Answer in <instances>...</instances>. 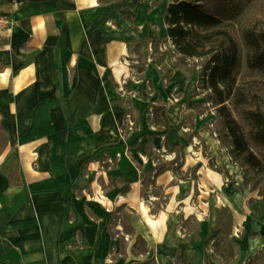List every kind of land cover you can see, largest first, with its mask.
<instances>
[{
    "label": "crops",
    "instance_id": "1",
    "mask_svg": "<svg viewBox=\"0 0 264 264\" xmlns=\"http://www.w3.org/2000/svg\"><path fill=\"white\" fill-rule=\"evenodd\" d=\"M171 2L0 0V264L264 259L259 199L181 119Z\"/></svg>",
    "mask_w": 264,
    "mask_h": 264
},
{
    "label": "trees",
    "instance_id": "2",
    "mask_svg": "<svg viewBox=\"0 0 264 264\" xmlns=\"http://www.w3.org/2000/svg\"><path fill=\"white\" fill-rule=\"evenodd\" d=\"M210 2L175 0L169 3L164 14L166 31L183 57L205 59L201 75L211 91L208 101L216 106L223 118L232 161L241 169L240 187L250 192L258 190L261 206L254 207L253 212L261 216L264 214V112L258 106H244L248 99L236 85L235 73L239 63L237 43L221 28L223 18ZM216 37H220L221 41L213 49L209 44ZM243 42L247 68L259 73L264 79V31L246 29ZM226 102L240 108L248 126V136Z\"/></svg>",
    "mask_w": 264,
    "mask_h": 264
},
{
    "label": "rangeland",
    "instance_id": "3",
    "mask_svg": "<svg viewBox=\"0 0 264 264\" xmlns=\"http://www.w3.org/2000/svg\"><path fill=\"white\" fill-rule=\"evenodd\" d=\"M175 1V0H170ZM211 0L210 5L214 9L218 10L220 16L223 18V23L221 28L226 30L229 35L235 40L238 47V67L236 69V85L239 87L240 91L243 92L248 102L244 104L245 107H260L264 112V79L262 76L247 68L245 64L246 47L243 42V33L248 28H253L257 31H264V0ZM231 1V4L229 2ZM220 37H216L209 44L213 49L218 46ZM169 44V43H168ZM163 50H175L174 46L172 48L166 46L162 48ZM173 55V54H172ZM180 72L183 73L187 80H191L189 87L194 89L198 95L197 102H195V107L193 112L190 114H183L181 119L190 128L188 134H195L198 142V146H201L203 150L209 149V144H207V139L209 137L210 141L214 140L216 143L214 147H211L210 153L213 148L218 149L215 156L213 155L209 163L212 165L213 162L217 165V169L224 166L219 161V158L223 154L229 158L231 164L232 161L230 155V147L228 145V138L226 137V131L224 129L223 118L220 116L216 110V106L212 102H206L208 100V95L211 94L210 89L207 88L205 78H202L201 66L204 64L205 59L196 57H183L178 56ZM229 109L232 112L233 117L240 124L243 132L248 136V126L240 113V108L233 107L230 102H226ZM201 132L203 135L201 136ZM204 137V138H203ZM196 141V140H195ZM216 145V146H215ZM219 155V158L216 156ZM235 164V163H234ZM236 165V164H235ZM221 167V168H220ZM225 167V166H224ZM224 169V168H223ZM241 170V169H240ZM241 191L250 192L247 188L242 189L239 182L236 183ZM253 197L250 198L252 204H256L258 199V190L251 192ZM257 264H264V259L257 262Z\"/></svg>",
    "mask_w": 264,
    "mask_h": 264
},
{
    "label": "built area",
    "instance_id": "4",
    "mask_svg": "<svg viewBox=\"0 0 264 264\" xmlns=\"http://www.w3.org/2000/svg\"><path fill=\"white\" fill-rule=\"evenodd\" d=\"M15 23L13 20L6 14L1 13L0 14V31L5 29H10ZM109 162H112L109 160Z\"/></svg>",
    "mask_w": 264,
    "mask_h": 264
}]
</instances>
